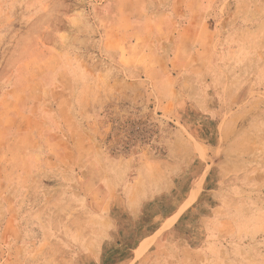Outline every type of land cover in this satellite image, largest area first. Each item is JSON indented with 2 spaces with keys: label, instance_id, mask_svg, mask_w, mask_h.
I'll use <instances>...</instances> for the list:
<instances>
[{
  "label": "rangeland",
  "instance_id": "obj_1",
  "mask_svg": "<svg viewBox=\"0 0 264 264\" xmlns=\"http://www.w3.org/2000/svg\"><path fill=\"white\" fill-rule=\"evenodd\" d=\"M0 264H264V0H0Z\"/></svg>",
  "mask_w": 264,
  "mask_h": 264
},
{
  "label": "bare ground",
  "instance_id": "obj_2",
  "mask_svg": "<svg viewBox=\"0 0 264 264\" xmlns=\"http://www.w3.org/2000/svg\"><path fill=\"white\" fill-rule=\"evenodd\" d=\"M197 194H198V187H195V189L192 191V194L191 196L189 197V199L187 200L186 202V205L187 204H192V202L195 201L196 197H197Z\"/></svg>",
  "mask_w": 264,
  "mask_h": 264
}]
</instances>
